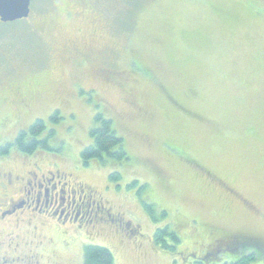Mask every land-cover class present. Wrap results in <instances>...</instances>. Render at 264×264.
Returning <instances> with one entry per match:
<instances>
[{"label": "rangeland", "instance_id": "374dc122", "mask_svg": "<svg viewBox=\"0 0 264 264\" xmlns=\"http://www.w3.org/2000/svg\"><path fill=\"white\" fill-rule=\"evenodd\" d=\"M89 1L86 10L78 0H33L27 21L0 22V64L10 67L0 69V90L14 78L34 81L39 92L27 109L0 102V117L20 111L13 130L0 135L12 138L45 119L61 149L29 162L56 163L138 233L109 220L51 240L42 233L29 256L83 264V246L95 243L112 251L115 264H183L181 253L152 246L160 223L137 185H127L136 178L152 202L169 209L164 223H183L178 251L200 253L213 232L226 233L251 242L253 264H264V0ZM96 100L136 160L118 182L109 167L80 162ZM55 109L63 119L49 124ZM23 159L14 157L19 166Z\"/></svg>", "mask_w": 264, "mask_h": 264}, {"label": "flooded vegetation", "instance_id": "af4514ba", "mask_svg": "<svg viewBox=\"0 0 264 264\" xmlns=\"http://www.w3.org/2000/svg\"><path fill=\"white\" fill-rule=\"evenodd\" d=\"M78 1L86 10L93 8L89 0ZM32 14L33 0H30L27 18L1 24L27 21ZM71 49L76 48L67 47L68 51ZM0 66V69L6 71L10 68L5 64ZM7 82L6 88L0 90L1 103L7 104L12 100L19 102L22 109H27L38 99L39 92L34 81L21 85L11 78ZM18 119L20 120V111L9 109L8 113L0 117V130L4 129L5 133L12 131L14 123L19 122ZM18 131L12 138L0 135V264H40L39 258L36 257L37 252L30 256L29 254L30 245L37 248L41 244L38 236L42 233L43 237L51 240L53 235L56 237L59 233L66 234L72 230L85 232L88 227H97L99 223L105 224L107 220L128 229L130 223L124 222L120 213L115 218L110 208L98 203L94 199L95 195L85 190L84 183L78 181L71 173H64L56 163L42 164L40 160L29 162L33 158L38 159L41 151L32 155L15 153L13 141ZM15 155L24 157L20 166L14 160ZM187 228H190V231L193 229L191 226ZM128 230L127 234L138 233L137 229ZM44 231H49V234ZM219 237L214 232L207 237L208 243L200 253L181 252L187 262L181 259L183 264H190V261L219 264L222 260H227L223 254L239 255L244 252L242 248L251 245V242H245L243 237L226 233Z\"/></svg>", "mask_w": 264, "mask_h": 264}, {"label": "trees", "instance_id": "16d2710c", "mask_svg": "<svg viewBox=\"0 0 264 264\" xmlns=\"http://www.w3.org/2000/svg\"><path fill=\"white\" fill-rule=\"evenodd\" d=\"M93 102L96 111L92 118V125L88 130L91 142L80 151V162L84 167H109V179L118 182L123 174L126 175V172L132 169L136 164V160L129 153L124 137L116 129L113 119L101 107L100 101L96 100ZM178 106L181 107L180 105ZM189 114L193 115L192 112ZM61 119L63 117L59 109H55L48 117L49 124H57ZM54 142L57 146L61 144V141L56 136V130L53 127H48L45 119L36 118L27 127L18 131L14 137L13 145L15 153L32 155L39 151L53 153V150L61 149V146L55 148ZM185 159L188 163L197 165V168L201 167L193 162L192 159L188 157ZM127 185H137V194L143 196V202H145L144 205L149 212L151 220L153 223H160L154 229L152 235L149 236L152 246L164 254L180 256L179 253L181 252L177 249L178 244L181 242L180 234L183 223L174 217L171 218L173 220L172 224L169 221L164 223L170 216L169 209L160 205L157 206L152 202L150 194L145 192L147 184L140 183L138 179L133 178ZM193 224H190V226L193 227ZM228 247L232 249L231 245ZM242 249L244 252L240 253L235 259L222 260L219 264H253L258 255L247 247ZM181 259L187 263L186 257H181ZM189 263L207 264L200 261H190ZM83 264H115V261L113 253L108 247L87 243L83 246Z\"/></svg>", "mask_w": 264, "mask_h": 264}, {"label": "water", "instance_id": "95a60500", "mask_svg": "<svg viewBox=\"0 0 264 264\" xmlns=\"http://www.w3.org/2000/svg\"><path fill=\"white\" fill-rule=\"evenodd\" d=\"M30 12V0H0V21L3 23L25 19Z\"/></svg>", "mask_w": 264, "mask_h": 264}]
</instances>
